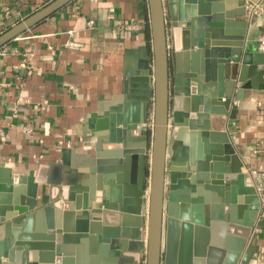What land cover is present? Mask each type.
Returning <instances> with one entry per match:
<instances>
[{
    "label": "crops",
    "instance_id": "1",
    "mask_svg": "<svg viewBox=\"0 0 264 264\" xmlns=\"http://www.w3.org/2000/svg\"><path fill=\"white\" fill-rule=\"evenodd\" d=\"M50 1L0 0V33ZM164 3L169 17L168 0ZM172 3L178 11L188 6L186 1ZM244 3L245 0H239L233 6L240 9ZM248 19L243 50L260 51L258 39L264 28V16H248ZM171 21L167 18L172 110L176 89L177 95L183 96L192 92L196 84L187 75L189 61L176 58ZM179 22L178 42L182 45L191 28L185 25L186 19ZM149 24L148 0H72L1 47L0 163L6 165L4 168L10 164L14 178L10 185L0 183L8 188L0 192L3 214L0 216L12 224L2 230L0 246L10 240L13 244L20 242L21 236L27 234L23 239L29 244L31 260L35 254L39 261L55 258L60 246L67 252V264H146L148 159L141 163L134 157L139 149L137 145L121 147L128 153L103 158L110 161L104 164L107 170L99 175L97 162L93 173H82L75 168L69 150L95 157L93 133L108 132L113 115L127 114L138 119L143 113L137 99L142 86L139 51L143 46H152ZM69 39L82 46L67 47L65 43ZM221 100L231 103L226 131L236 161L241 163V171L252 185L249 170L264 166V89H246L242 99L233 96ZM152 114L151 108L150 120ZM137 124L128 126L125 136L139 144L145 133ZM172 127L171 118L169 128ZM177 145L183 146L182 141ZM170 157L168 154L169 161ZM64 175L69 182L61 184L64 193L68 187L79 186L80 181L86 180L88 186L120 199L124 207L114 211L119 216H105L100 210L95 216L93 233L87 231L85 237H79L84 233L72 231L68 234L74 237L62 238L66 233L60 230L54 238L50 237L48 227L50 221L56 224L57 215L36 212L51 205L50 197L57 192V189L51 191V185L55 184L56 188ZM18 176L24 180H18ZM136 181H142V190ZM194 185L201 201L189 202L190 219L186 220L182 219L183 195L178 194L171 201L170 183L166 179L161 264H215L218 259H224L229 244L235 245L241 238L240 223L230 227L227 221H220V227L213 225L212 183L202 180ZM59 202L64 211L70 208V202L63 203L61 197L55 204ZM169 206L172 207L170 224ZM20 208L25 211L20 213ZM256 214L253 230L259 234V254L251 264H264V222L258 221V210ZM15 220L19 221L14 223ZM60 220L64 229L62 214ZM43 232L46 235L39 236ZM137 235L141 238H136ZM16 245L12 247L19 246ZM21 253H16L12 260L1 257L0 264H16ZM63 256L60 253L59 257Z\"/></svg>",
    "mask_w": 264,
    "mask_h": 264
},
{
    "label": "water",
    "instance_id": "2",
    "mask_svg": "<svg viewBox=\"0 0 264 264\" xmlns=\"http://www.w3.org/2000/svg\"><path fill=\"white\" fill-rule=\"evenodd\" d=\"M70 1L72 0H52L8 27L0 33V47L51 16ZM173 1L168 0V17L164 0H148L152 46H143L139 51L142 86L137 99L143 113L138 119H133L127 114L113 115L108 124V132L93 133L96 137L95 157L76 154V149L69 150L74 160L72 165L82 173H93L96 171L94 164L97 162V172L100 175L107 170L108 166L104 164L110 161L103 158L128 153L121 147L130 145L139 147L134 155L139 162L148 159L150 197L146 264H161L166 179L168 178L170 183L171 201L175 200L178 194L183 195L181 200L184 201L182 207L185 212L182 219L186 220L190 219L189 202L201 201L194 184L202 180L210 181L214 196L211 215L213 225L220 227V221H227L230 227L236 223L243 225L240 228L241 238L239 236L235 245L229 244L230 249L224 259H218L215 264H251V260L259 254V234L253 230L256 211L259 209L258 196L254 186L247 183V175L241 171V163L236 161L225 126L231 103L222 101L221 98L235 96L236 99H242L246 89H264V52L243 50L249 19L245 5L240 9L233 6L239 0H180L181 3L186 1L188 6L179 8V11L177 7L175 10ZM196 3L199 5L196 6ZM167 18L172 20L176 58L178 60L184 57L189 61L187 75L196 84L192 88L193 91L187 92V95L178 96L176 89L172 110ZM182 19H186L185 25L191 29L186 33L184 43L180 45L178 27H181L179 21ZM151 108L153 114L150 127ZM171 118L173 127L170 129ZM132 123H138L139 129L145 133V138H142L139 144L128 141L129 137L125 136V129ZM181 141L183 146L177 145ZM196 141L199 143L198 147H195ZM168 154L171 155L170 161ZM3 166L6 165L0 163V183L10 185L12 177L14 178L10 172V164L6 168ZM2 177H6L5 180H2ZM66 178L67 175H64V179L59 181L56 188L55 184L51 185V191L57 189L55 196L50 197L51 205L43 206L36 212H52L51 214L57 215L56 224L50 221L48 227L50 237L54 238V234L60 233V230L66 233L62 234V238L66 235L74 237L68 234L72 231L84 233L79 237H85L87 231L93 233L95 216L100 210L104 211L105 216H119V213L114 211L124 207L120 199L108 196L105 190L88 186L86 180L80 181L79 186L68 187L64 193L61 184H67ZM18 180H24V177L18 176ZM136 182L138 189L142 190V181ZM1 189L8 188L1 184L0 192ZM60 197L63 203L70 202L68 210H63L62 202L55 204L56 199ZM23 211L25 210L20 208V213ZM61 214L66 225L64 229L61 226ZM168 214L170 224L171 206ZM4 221V216H0V234L4 228L12 225ZM18 221L15 220L14 223ZM44 235L46 234L43 232L39 236ZM24 237L27 238V234L21 236L20 242L14 243L19 245L16 248L12 247L14 244L11 240L7 245L2 244L0 259L5 256L12 260L16 253L23 252L16 264H67V252L60 246L56 249L58 253L55 258H41L39 261L35 254L31 260L29 244ZM136 238L141 237L137 235ZM60 253H64L63 258L59 257Z\"/></svg>",
    "mask_w": 264,
    "mask_h": 264
},
{
    "label": "built area",
    "instance_id": "3",
    "mask_svg": "<svg viewBox=\"0 0 264 264\" xmlns=\"http://www.w3.org/2000/svg\"><path fill=\"white\" fill-rule=\"evenodd\" d=\"M246 11L249 17L253 16H264V2L245 0L244 3ZM72 32V31H70ZM65 45L69 48H80L82 44L80 42L69 39L66 41ZM2 47V46H1ZM0 47V55L2 54V49ZM258 49L264 52V28L258 39ZM225 100V98H223ZM249 173L252 177V185L254 186L259 202L258 209V221L264 222V166L261 169L251 168Z\"/></svg>",
    "mask_w": 264,
    "mask_h": 264
},
{
    "label": "rangeland",
    "instance_id": "4",
    "mask_svg": "<svg viewBox=\"0 0 264 264\" xmlns=\"http://www.w3.org/2000/svg\"><path fill=\"white\" fill-rule=\"evenodd\" d=\"M151 123H152V120H150V127L152 126Z\"/></svg>",
    "mask_w": 264,
    "mask_h": 264
}]
</instances>
